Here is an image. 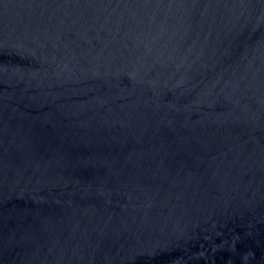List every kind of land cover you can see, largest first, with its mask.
Returning a JSON list of instances; mask_svg holds the SVG:
<instances>
[{"label":"water","instance_id":"1","mask_svg":"<svg viewBox=\"0 0 264 264\" xmlns=\"http://www.w3.org/2000/svg\"><path fill=\"white\" fill-rule=\"evenodd\" d=\"M0 264H264V0H0Z\"/></svg>","mask_w":264,"mask_h":264}]
</instances>
